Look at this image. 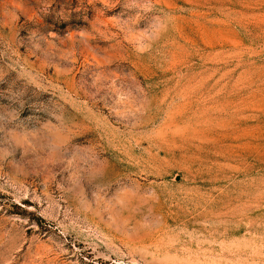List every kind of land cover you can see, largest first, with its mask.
<instances>
[{"label": "rangeland", "instance_id": "rangeland-1", "mask_svg": "<svg viewBox=\"0 0 264 264\" xmlns=\"http://www.w3.org/2000/svg\"><path fill=\"white\" fill-rule=\"evenodd\" d=\"M0 264H264V0H0Z\"/></svg>", "mask_w": 264, "mask_h": 264}]
</instances>
